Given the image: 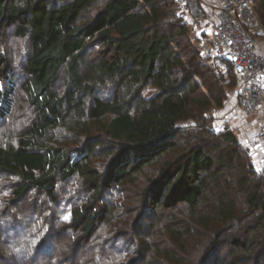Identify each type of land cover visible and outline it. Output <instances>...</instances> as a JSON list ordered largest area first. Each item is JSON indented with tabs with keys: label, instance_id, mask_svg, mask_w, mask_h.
Segmentation results:
<instances>
[{
	"label": "trees",
	"instance_id": "obj_1",
	"mask_svg": "<svg viewBox=\"0 0 264 264\" xmlns=\"http://www.w3.org/2000/svg\"><path fill=\"white\" fill-rule=\"evenodd\" d=\"M257 2L264 28V0H255L256 12ZM7 27L30 43L22 88L36 118L15 141L0 137L1 177L18 179L11 197L4 205L0 202V239L4 237L2 241L17 252L0 256L2 264H66L58 252L63 238L58 226L81 232L89 241L101 226L109 225L112 232L103 240L127 239L129 234L119 231L126 228L121 210L103 194L134 184L146 168L172 153L176 158L162 161L160 175L148 180L139 202L152 212L185 203L191 220L181 235L201 231L214 247L194 261L167 252L157 256L158 264H220L223 244H218L221 234L215 232L250 218L254 219L250 237L232 238L234 256H229V264H264V168L256 173L250 160L248 174L236 181V190L246 198L240 208L231 196V179H221V169H214L216 161L205 149L204 136L191 140L189 134L184 145L179 140L184 120L196 123L208 109L224 106L227 88L235 87L237 77L228 63L219 61V66L233 74V84L205 63L210 58L200 54L173 0H0V67L5 65L2 36ZM97 47L101 49L95 53ZM62 77L64 88H58ZM9 81L8 89L0 88V118L12 103L14 84ZM107 86L115 92L104 98L99 93ZM148 88L155 93L145 96ZM218 135L239 151L233 130ZM101 154L107 159L104 170L95 164ZM76 179L83 180L90 195L83 204L69 203V212H62L70 216L65 221L58 217L57 206L65 201L63 188ZM213 182L216 189L211 191ZM32 191L44 194L54 210L45 215L46 210L31 207L28 224L17 222V211L6 218L9 208H19ZM143 220L137 221L126 249L114 254L103 248L97 256H73L70 264H128L126 255L132 247L138 249L142 239ZM134 264L153 261L141 257Z\"/></svg>",
	"mask_w": 264,
	"mask_h": 264
},
{
	"label": "rangeland",
	"instance_id": "obj_2",
	"mask_svg": "<svg viewBox=\"0 0 264 264\" xmlns=\"http://www.w3.org/2000/svg\"><path fill=\"white\" fill-rule=\"evenodd\" d=\"M257 6L259 7L257 10V15L259 17V9L261 4L257 2ZM260 32L264 45L263 27ZM2 48L3 54L5 56V65L4 67H0V88L8 89L7 86L10 83L9 80H12L14 84V92L12 96V103L8 108L9 111L7 112V115L4 118H0V137L5 141H15L17 136L22 131H24L36 118V113L33 109V106L29 103L28 96L22 88V83L26 78L25 68L26 62L30 55V43L26 38H19L15 36L13 27H7L3 30ZM100 49L101 47H97L94 49V52L97 53ZM205 63L212 65L216 74H226V82L231 80V76L233 74L230 71L227 72L228 70L222 71L219 66V61L206 60ZM233 83L234 80L232 79L230 84ZM230 86L227 88L228 97L224 103V106H213L212 108L208 109L205 112L204 117H202V119L198 120L196 123L194 120H184L181 123L182 135L180 136L179 140L181 144L184 145L189 134L191 135V140L198 138V140H201L204 136L205 139H202V141L206 143L205 149L216 161L214 169H221V179L226 177L231 179V182L233 183L232 190H234L231 196L238 201V206L241 208L245 206L246 198L242 192L236 190V181L249 172L247 170H249L248 164L251 163V155H249L250 151L246 144L249 142L253 131L251 121L248 122L250 131L248 133H244L241 130L243 123H241V121L238 119H231L235 117H233L231 113H228V109L233 103H235V99L233 97L234 88ZM57 87L64 88L63 77L58 82ZM114 92L115 88L107 86L106 88L102 89L99 94L104 98H108L111 97ZM153 93H155V90L152 88H148L144 91L145 96H150ZM203 124H205L207 127L203 126ZM204 129L207 131L205 130L204 132ZM227 129L233 130L239 141L240 147L238 148V152L233 150V145L224 142L218 135L220 132ZM244 148L246 151H248V155L246 154ZM176 156L177 153H172L164 157L162 161L164 162L166 159H174ZM162 161H159L155 165L146 168L144 173L134 184H127L123 187L110 189L108 191L106 190L103 194L104 199L108 200L113 205H117L119 210H121V220L126 221V224H124L126 225V228H120L119 231L124 234H129L127 239H123L119 241V243H110L109 240H103V238L112 232V228L109 225L101 226L97 232L98 234H96V236L89 241L81 232H74L67 226H58V234L63 236V238L58 241L60 247L58 252H62V255L60 256H63V258L66 260V264H70V261L73 260V256H97V254L103 248H109L108 250L114 254L126 249L128 243L130 242L129 240H132L133 238L137 221L143 219L144 222L141 229L142 239L139 241L134 239V241L139 242V247L138 249L135 246L132 247L131 252L126 255L129 256L128 264L138 263V259L141 257L146 258V262L151 261L152 259L153 264H158V261L160 262V258L158 259L157 256H165L167 252H169L171 256H191V260L194 261L197 256H203L204 254L206 255L209 252V249L211 250L214 247V244L208 243V241L202 237L201 231H195L191 237L181 235L186 232L188 227H190L191 220L189 207L185 203H182L173 209L162 208L152 212L148 210V208H146L143 203L139 202V193H141L147 186L148 180L160 175V169L163 165ZM95 164L100 168V170H104L107 164V159L101 154L100 157L95 159ZM253 168L255 169L256 173H261L263 171V169H259L254 166ZM251 178H254V176L252 175ZM17 182L18 179L16 177H1L0 174V202L3 205L6 198L11 197L10 192ZM252 183L254 184V182ZM83 186V180L76 179L75 181H72L67 187L63 188L66 194L63 195V199L65 201L61 202L59 207L57 206L59 218L64 216L62 213L63 210L67 213L69 212L71 208L69 203L83 204L86 202L90 194L87 189L84 190ZM61 187H63V185H61ZM209 189L214 191L216 189V183H211ZM66 199L68 200L66 201ZM23 205H20V207L17 209L9 208L8 210L7 207L6 210H8V215L6 218L9 219L10 217H13L14 213H16L15 211H17L20 213L17 214V222L20 223L21 221L25 224H28L30 221H32V214L30 210L32 209L31 207L36 206L46 210V212L44 211L45 215H49L50 210H54V204L44 194L38 193L37 191L30 192L27 201H25ZM22 206L23 208H21ZM245 214L246 213L244 211V215ZM144 216L146 218H144ZM253 222L254 219L250 218L248 219L247 223L239 222L238 224L236 223L237 225H228L224 228L222 227L218 229V233L215 232V234H221L218 244H223V249L218 255L220 256L219 262L222 264H229L232 261V258L229 257L234 256L232 254L234 251V242L232 241V238L238 237L242 240H245L247 236L250 237L251 233H249V230ZM171 230L176 233L173 234ZM2 231L3 230L1 229V235ZM3 239H0V256L5 258L6 256H16V250H12L13 245L8 242H3ZM147 246H149L151 249L150 251H148ZM30 255L31 253L26 254V256ZM0 264H2L1 261Z\"/></svg>",
	"mask_w": 264,
	"mask_h": 264
},
{
	"label": "built area",
	"instance_id": "obj_3",
	"mask_svg": "<svg viewBox=\"0 0 264 264\" xmlns=\"http://www.w3.org/2000/svg\"><path fill=\"white\" fill-rule=\"evenodd\" d=\"M173 4L200 54L232 66L237 81L235 103L228 113L243 123L244 133L250 131L251 121L253 133L246 145L254 167L263 169L264 45L255 0H173Z\"/></svg>",
	"mask_w": 264,
	"mask_h": 264
},
{
	"label": "snow or ice",
	"instance_id": "obj_4",
	"mask_svg": "<svg viewBox=\"0 0 264 264\" xmlns=\"http://www.w3.org/2000/svg\"><path fill=\"white\" fill-rule=\"evenodd\" d=\"M70 219V216L69 215H65L64 217H63V220H65V221H68Z\"/></svg>",
	"mask_w": 264,
	"mask_h": 264
}]
</instances>
